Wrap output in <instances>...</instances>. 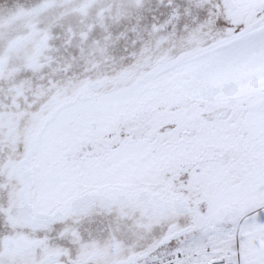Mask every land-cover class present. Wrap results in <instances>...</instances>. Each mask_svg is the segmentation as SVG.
<instances>
[{
  "label": "snow or ice",
  "instance_id": "6c2138e0",
  "mask_svg": "<svg viewBox=\"0 0 264 264\" xmlns=\"http://www.w3.org/2000/svg\"><path fill=\"white\" fill-rule=\"evenodd\" d=\"M0 264H264V0H0Z\"/></svg>",
  "mask_w": 264,
  "mask_h": 264
}]
</instances>
